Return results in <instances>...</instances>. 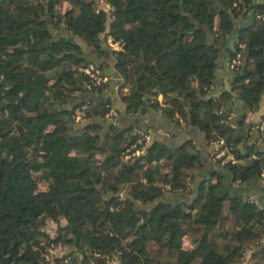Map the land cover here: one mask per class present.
I'll return each mask as SVG.
<instances>
[{
	"label": "trees",
	"instance_id": "trees-1",
	"mask_svg": "<svg viewBox=\"0 0 264 264\" xmlns=\"http://www.w3.org/2000/svg\"><path fill=\"white\" fill-rule=\"evenodd\" d=\"M239 18L247 24L239 27ZM236 26L229 55L241 52L246 67L232 68L230 89L214 94ZM109 36L122 44L114 55L129 110H161L181 133L196 127L209 144L224 137L236 161L212 159L217 169L196 189L192 175L204 160L192 132L176 146L158 133L136 143L141 132L116 123L103 133L91 119L106 118L113 101L85 98L88 77L80 71L103 64L76 40L102 55ZM110 88L107 81L92 92ZM235 95L253 111L263 99L264 0H0V264H264V207L241 187L260 176L264 133L255 121L243 130L221 122L218 108ZM134 143L145 151L125 159ZM41 168L45 189L35 175ZM180 192L196 197L175 199ZM47 219L57 223L55 235ZM186 236L197 249L184 246Z\"/></svg>",
	"mask_w": 264,
	"mask_h": 264
},
{
	"label": "crops",
	"instance_id": "crops-1",
	"mask_svg": "<svg viewBox=\"0 0 264 264\" xmlns=\"http://www.w3.org/2000/svg\"><path fill=\"white\" fill-rule=\"evenodd\" d=\"M243 19L246 25L248 22V19H245V18ZM65 34H68L67 31L65 32ZM102 35L106 36V33H103ZM102 42H103L102 43V50H103L102 55L95 53L92 50V48H91V52L95 55V57L98 60L102 61L105 72L107 71L108 68H109V71L112 72L113 70L110 68L115 67L117 69L116 62H115V55H114V47L105 40H102ZM104 44L105 46L107 44L108 48L104 47ZM84 52H87L86 48ZM220 61L221 63L219 62L218 68H217L216 86L214 87V91H213L214 94H219L221 90L230 89L231 81L234 76L232 67L231 66L228 67V60L224 59L223 54H221ZM113 74L116 78H118L116 73H113ZM123 81L124 79L122 77L120 82H118L117 80V82L115 83L114 89L110 88L107 92L103 93L106 95H110L111 100L113 101V107L117 111V115L107 116L106 118L115 119L116 121L114 123L118 124L121 127L132 128L134 132L150 131L151 138L153 137L152 136L153 129L156 126L157 127L156 132L158 133V137H161L163 142H167L171 146H176L180 144L184 132L181 133L182 129H180V127L176 124V122L173 119L166 116L165 114H163L161 110H157L149 106H144L141 109L136 110V111H131L128 109L127 104L123 102L120 96V86L123 83ZM187 81L190 85L198 84V81L194 80L193 78H189ZM109 83L111 86V76H109ZM123 92H127V91L123 88ZM78 93L79 91L73 92L74 95H78ZM157 99H164L163 94H159ZM244 105H245L244 99H242L240 96H237V95L233 96L227 101V107L236 113L235 116L239 113L240 108L243 109L245 107ZM263 111H264V95H263V99L260 103V107L258 110L253 111L250 109L249 112H247L243 117L239 119L240 122H239V125H237V126H240L239 130L245 127L249 128L252 122L254 121L257 122L260 114ZM174 126L177 127V130L175 131L173 130ZM192 134L195 135V137H197V139L199 140H202L203 138L202 137L203 133L200 132L199 130L197 132L196 130L192 131ZM205 143H206L205 145H202V144L199 145L200 147H202L201 155H203L202 159L204 160L203 166L201 169L196 171V172L198 171L203 172L204 178L208 175L207 170L212 169V167H215V170L217 169V165L210 162V161H213L211 158V153L214 150L215 145L209 144L206 140H205ZM262 143H261V146H263ZM197 178L202 179L203 177L201 175H197ZM197 178L193 183L194 186L199 183V180ZM224 185H226L225 186L226 188L228 189L230 188V186H228L227 183H225ZM234 186H237V185H234ZM238 187H240V184L238 185ZM241 187L246 192L256 195L260 200H264V182L260 176L252 177L250 180L244 182ZM55 234H56V231L55 233H53V235ZM189 239H190L189 241L190 247H193L196 242L194 243V240H192L191 238ZM249 251L251 252V250ZM107 264H119V262L114 259V260L109 261Z\"/></svg>",
	"mask_w": 264,
	"mask_h": 264
},
{
	"label": "built area",
	"instance_id": "built-area-1",
	"mask_svg": "<svg viewBox=\"0 0 264 264\" xmlns=\"http://www.w3.org/2000/svg\"><path fill=\"white\" fill-rule=\"evenodd\" d=\"M108 6V4H106ZM106 6V7H107ZM108 43H110L114 50H119L122 48V44L120 41H115L111 36L107 38ZM240 46H245L244 42L239 43ZM243 62V56L241 52H237V54L231 58L230 66L232 68H239ZM80 71L85 73L88 77L86 80V86L85 88L88 91L95 90L97 92L98 88L103 85V83L109 81V76L105 72L104 68L99 66L98 64L94 62H89L86 65L80 66ZM126 91H128V87H124ZM160 105L165 106L166 103L164 99H158ZM217 112L219 114H223L224 116L221 118V122H229L235 117V112L231 110L228 107L221 106L218 108ZM86 114V106L78 107L75 109L73 117L75 121L80 122L84 119V116ZM117 115V111L114 107H112L108 112L107 116H114ZM178 121L180 124L185 127V120L180 116L177 115ZM256 129H258L260 132L264 133V111L260 114L258 121L256 122V125L254 126ZM151 140V133L150 131L147 132H141L140 137L137 139L136 143H148ZM136 143L132 145V147L128 148L126 153L124 154L125 159L131 158L133 155H139L145 151V145L141 147H136ZM215 148L212 151V159L214 161H218L221 159V162L224 163L227 160L236 161L235 155L233 151L231 150V145L226 143V139L224 137H219L216 141H214ZM131 155V156H130ZM260 177L262 178L264 182V163L261 168ZM241 182L240 179H237L233 182L234 185H238ZM163 190L170 192L171 185L169 183H160ZM190 186H188L189 188ZM249 201L256 202L260 204L261 207H264V200H260L256 195L250 194L248 197ZM244 261H247L251 263L249 260V257L245 258Z\"/></svg>",
	"mask_w": 264,
	"mask_h": 264
},
{
	"label": "water",
	"instance_id": "water-1",
	"mask_svg": "<svg viewBox=\"0 0 264 264\" xmlns=\"http://www.w3.org/2000/svg\"><path fill=\"white\" fill-rule=\"evenodd\" d=\"M220 4V3H219ZM221 5V4H220ZM255 16L252 14L251 16H250V18L251 19H253ZM235 22H237L238 23V25H239V27H243V26H245V21H244V19L243 18H239V19H236L235 20ZM206 29H208L209 27L208 26H206L205 27ZM237 37H238V27L236 26L232 31H231V33L229 34V36H228V38H227V40H226V46H225V53L223 54V57H224V59H226V60H228V67H230V61H231V56L229 55V52L231 51V50H234L235 49V41H236V39H237ZM209 39H214V36L212 35V34H210L209 35V37H208ZM76 41H78V42H80L82 45H83V48H84V50H85V48H86V51L87 52H84L85 53V57H87V58H89V59H93V60H96L99 64H103L102 63V61H100V60H98L96 57H95V55L91 52V47L90 46H88V44L83 40V39H81V38H77V40ZM103 43V42H102ZM213 45H214V43H213ZM104 47H106V48H108V45L106 44V46H105V44H104ZM227 52V53H226ZM228 54V55H227ZM245 67H246V62L244 61L243 63H242V69H241V72H243L244 71V69H245ZM110 69H112L113 71L111 72V71H109V68L107 69V71H106V73L109 75V76H111V89L113 88H115V83L117 82V80H118V82H120L121 81V75H120V73L119 72H117V69L115 68V67H113V68H110ZM113 73H116L117 74V76H118V78H116L115 76H114V74ZM82 89L85 91V94H84V96H85V98H90V99H93V100H97V99H111V97H110V95H106V94H99V93H95V92H91V91H88V90H86V88L85 87H82ZM244 103H245V107L242 109V108H240L239 109V113L232 119V122H233V124L234 125H239V119L241 118V117H243L247 112H249V107H248V105H247V103L244 101ZM91 121H96V122H101V123H103L104 125H105V128H104V133L107 131V129H108V126L109 125H111V124H113L116 120L115 119H109V118H101V117H96V118H92L91 119ZM89 122L88 121H84V122H82V123H80V125L79 126H84V125H86V124H88ZM191 129H194V130H197V128L196 127H191ZM156 130H157V127L155 126L154 127V129H153V132H154V134H153V137H155V134H157V132H156ZM173 130L175 131V130H177V127L176 126H174L173 127ZM192 131L191 130H189L188 131V133H184L183 134V137H184V139H187V134H189V133H191ZM202 140H199V143L200 144H202V145H205L206 143H205V136H204V134H202ZM194 138H195V136H194ZM197 138V137H196ZM151 143L153 142L152 140L150 141ZM181 142H182V140H181ZM151 143H149V144H151ZM208 171V175L204 178V173L203 172H196V173H194L193 175H192V181L194 182L195 180H196V178H197V175H201L203 178L202 179H198L199 180V183L202 181V180H204V179H207V178H209V177H211L212 176V174L214 173V171H215V167H212V169H210V170H207ZM199 183L197 184V185H195V188L196 189H198V186H199ZM220 191H223V189H221ZM197 192V191H196ZM196 192L194 193V194H192V195H188L187 193H182V192H180V193H177L175 196H174V198L175 199H179V200H186V201H188V200H191V199H194L195 197H196ZM226 204L227 205H229V200H226Z\"/></svg>",
	"mask_w": 264,
	"mask_h": 264
},
{
	"label": "rangeland",
	"instance_id": "rangeland-1",
	"mask_svg": "<svg viewBox=\"0 0 264 264\" xmlns=\"http://www.w3.org/2000/svg\"><path fill=\"white\" fill-rule=\"evenodd\" d=\"M69 6V3L68 2H66V3H64L63 5H61V8H62V10H65L67 7ZM85 121V120H84ZM103 133H104V129H103V131H102ZM131 156V155H130ZM38 159L40 160V161H42L41 160V157H38ZM35 175H36V177H37V179H38V181H39V186H38V188L39 189H45L46 187H47V183H48V180H49V176H48V174H47V171H46V168H41L40 170H37L36 172H35ZM123 195V194H122ZM124 195H125V193H124ZM45 227H46V229L51 233V234H53V233H55V231L57 232V227H58V225H57V223L55 222V221H53L52 219H47V221H46V224H45ZM190 237L189 236H186V238L184 239V246L185 247H188V248H196L197 249V247H198V244L197 243H195L194 244V246L193 247H190V244H189V241H190V239H189ZM57 252V251H56ZM250 251H248L247 252V254H246V257L248 258V257H250ZM57 254H59L58 252H57ZM114 260V259H113Z\"/></svg>",
	"mask_w": 264,
	"mask_h": 264
}]
</instances>
